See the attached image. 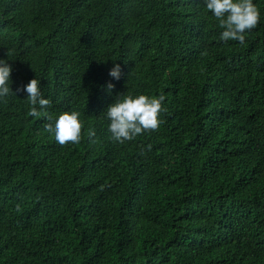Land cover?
<instances>
[{
  "label": "trees",
  "instance_id": "obj_1",
  "mask_svg": "<svg viewBox=\"0 0 264 264\" xmlns=\"http://www.w3.org/2000/svg\"><path fill=\"white\" fill-rule=\"evenodd\" d=\"M253 2L240 43L203 0H0L15 93L0 100V264H264ZM32 78L50 102L39 117L17 91ZM123 92L165 100L156 130L120 143L104 109ZM67 109L81 139L60 144L45 125Z\"/></svg>",
  "mask_w": 264,
  "mask_h": 264
},
{
  "label": "clouds",
  "instance_id": "obj_2",
  "mask_svg": "<svg viewBox=\"0 0 264 264\" xmlns=\"http://www.w3.org/2000/svg\"><path fill=\"white\" fill-rule=\"evenodd\" d=\"M204 8L210 10L212 16L218 21L220 39L223 41L236 40L240 43L245 41L246 30L254 28L260 19V12L253 0H203ZM11 66L6 59L0 57V100L10 95H15L10 88ZM108 74L114 79L121 75L120 64L114 63ZM113 84L109 82L107 88L111 89ZM27 93V101L32 105L30 115L39 117L41 108L50 102L42 96L39 80L30 79L17 88V91ZM165 96L149 95L143 92H123L114 96L111 103L104 109L107 118V131L109 138L123 143L133 140L138 134L148 130H156L161 120L160 113L164 110L163 101ZM80 112L74 109L61 111L50 117V123L45 125L46 131L52 135L60 144L66 142L77 143L81 139L82 121ZM89 137L95 135L94 129L88 130Z\"/></svg>",
  "mask_w": 264,
  "mask_h": 264
}]
</instances>
